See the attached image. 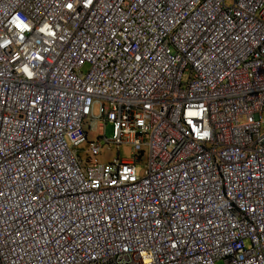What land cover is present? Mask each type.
Masks as SVG:
<instances>
[{
    "label": "built area",
    "instance_id": "built-area-1",
    "mask_svg": "<svg viewBox=\"0 0 264 264\" xmlns=\"http://www.w3.org/2000/svg\"><path fill=\"white\" fill-rule=\"evenodd\" d=\"M0 264H264V0H0Z\"/></svg>",
    "mask_w": 264,
    "mask_h": 264
},
{
    "label": "rangeland",
    "instance_id": "rangeland-1",
    "mask_svg": "<svg viewBox=\"0 0 264 264\" xmlns=\"http://www.w3.org/2000/svg\"><path fill=\"white\" fill-rule=\"evenodd\" d=\"M187 78V75H186ZM95 113H97V108H95ZM99 122L94 123L93 126H96V129L98 128ZM113 133V127L112 124L108 123L106 126V135L108 138H110L112 136ZM90 136L89 138H95L97 136V130L96 131H90L89 132ZM87 146H84V148H86ZM130 147L129 146H123L121 147L120 150V157L121 159H129L130 158ZM116 151L114 150V153ZM107 154L108 152L104 151L102 156L100 157L101 159L105 160L107 158ZM83 156H85V153H83ZM146 162V155H144L143 157L140 158V162L138 164V171L140 174V171H142V169L144 168V163Z\"/></svg>",
    "mask_w": 264,
    "mask_h": 264
}]
</instances>
